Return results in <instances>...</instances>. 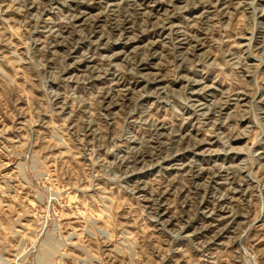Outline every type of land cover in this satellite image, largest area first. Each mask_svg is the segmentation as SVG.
I'll return each mask as SVG.
<instances>
[{
  "label": "rangeland",
  "instance_id": "obj_1",
  "mask_svg": "<svg viewBox=\"0 0 264 264\" xmlns=\"http://www.w3.org/2000/svg\"><path fill=\"white\" fill-rule=\"evenodd\" d=\"M0 264H264V0H0Z\"/></svg>",
  "mask_w": 264,
  "mask_h": 264
}]
</instances>
